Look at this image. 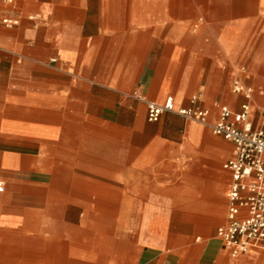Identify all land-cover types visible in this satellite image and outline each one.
<instances>
[{
    "label": "crops",
    "instance_id": "1",
    "mask_svg": "<svg viewBox=\"0 0 264 264\" xmlns=\"http://www.w3.org/2000/svg\"><path fill=\"white\" fill-rule=\"evenodd\" d=\"M0 15L18 20L0 24V264H264L187 228L228 209L233 143L212 124L240 109L233 80L264 105V0H0ZM135 91L197 95L209 122L150 121Z\"/></svg>",
    "mask_w": 264,
    "mask_h": 264
},
{
    "label": "built area",
    "instance_id": "2",
    "mask_svg": "<svg viewBox=\"0 0 264 264\" xmlns=\"http://www.w3.org/2000/svg\"><path fill=\"white\" fill-rule=\"evenodd\" d=\"M17 23L18 20L0 15V24L13 26ZM232 90L244 97L240 109L235 111L222 105L212 130L233 143L232 156L223 163V168L232 176L228 209L216 235L230 256L237 258L253 248L264 247V106L254 105V89L240 77L233 80ZM134 95L146 100L150 121H158L163 114L175 112L186 119L209 122L211 112L195 103L197 95L192 98L193 104L185 107H177L172 95L163 102L146 99L138 91Z\"/></svg>",
    "mask_w": 264,
    "mask_h": 264
},
{
    "label": "rangeland",
    "instance_id": "3",
    "mask_svg": "<svg viewBox=\"0 0 264 264\" xmlns=\"http://www.w3.org/2000/svg\"><path fill=\"white\" fill-rule=\"evenodd\" d=\"M255 81H256V75L251 74L249 79H248V82L254 85V84H256ZM256 88L258 90L256 91L255 100L257 103L264 104V84H260V85L256 84ZM261 106H264V105H261ZM226 212H227V202L225 201V203L223 204V210L218 215V221L205 232H202V231L196 232L193 225L192 226L187 225L188 226L187 228L192 229L194 231L193 235L191 237L192 241L194 242L195 239L197 237H200V236L202 237V240H208L211 237H213L215 232H216L217 226L225 221ZM75 221H76V223L78 222V220H75ZM138 221H140V220H138ZM129 223L130 224L128 226L129 227L128 229L130 231L132 240H133L134 244L137 245L136 247H138L141 251V250H143V245H141L143 243L142 228L139 225H134L132 223V221H130ZM253 249L258 251L259 254H262L264 256V249H260V248H253ZM179 253L184 255V254L188 253V251H185V250L181 251V252L179 251ZM227 258H229L228 255H227ZM136 259H137V257H136Z\"/></svg>",
    "mask_w": 264,
    "mask_h": 264
}]
</instances>
